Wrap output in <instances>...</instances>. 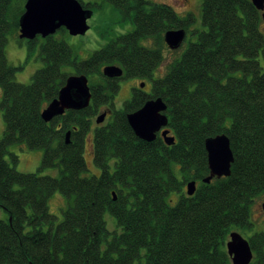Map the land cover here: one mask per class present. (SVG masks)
<instances>
[{"label":"trees","instance_id":"16d2710c","mask_svg":"<svg viewBox=\"0 0 264 264\" xmlns=\"http://www.w3.org/2000/svg\"><path fill=\"white\" fill-rule=\"evenodd\" d=\"M78 1L89 11L97 5ZM103 1L134 28L78 60L55 36L64 28L46 38L20 39L26 0H0V209L5 213L0 264H231L225 248L229 233L251 228L250 207L264 194L259 11L250 0H202L205 29L194 31L195 40L154 79L163 61L164 33H187L191 17L151 0ZM9 35L26 41L29 49L39 44L44 65L29 84L15 81L21 67L7 61ZM145 40L154 47L141 44ZM112 64L122 68L120 78L103 76L102 68ZM69 67L72 71H65ZM72 75L87 77L89 105L45 122L42 111ZM127 78L149 81L150 90L132 89L122 111H115L119 81ZM155 98L166 105L167 126L175 138L171 146L159 137L140 140L127 122L128 113ZM107 107L112 115L96 125L99 109ZM220 134L227 136L233 156L230 175L205 184L204 141ZM89 136L99 174L84 176ZM15 144L43 151L36 172L16 170L18 157L8 151ZM53 168L57 177L40 173ZM192 180L196 190L187 196L184 187ZM57 191L68 199L60 221L48 208ZM171 194L177 196L174 205L168 202ZM107 213L114 222L111 230ZM245 239L253 253L250 264H264V232Z\"/></svg>","mask_w":264,"mask_h":264},{"label":"water","instance_id":"95a60500","mask_svg":"<svg viewBox=\"0 0 264 264\" xmlns=\"http://www.w3.org/2000/svg\"><path fill=\"white\" fill-rule=\"evenodd\" d=\"M258 11L264 10V0H250ZM91 16L89 10L83 9L78 0H26L24 12L19 18V38L33 40L37 36L46 38L64 28L70 35H83L88 30L87 19ZM264 22V13H262ZM185 39L182 29L168 30L164 33V42L171 50L180 47ZM103 76L119 78L123 70L116 65H106L102 68ZM144 83L140 84V88ZM91 100L88 79L84 75L69 76L60 88L56 99L51 101L42 111L41 117L49 122L67 110H80L89 105ZM166 105L161 98L149 99L144 105L126 115L127 122L134 135L145 142H152L156 133L167 126L168 119L164 113ZM106 112L95 118V123L104 122ZM68 133L66 134V138ZM161 137L167 146L174 144L175 138L164 129ZM207 155L208 176L202 179L205 184L212 179L225 178L230 175V165L233 156L229 140L225 134L207 138L204 141ZM187 196H192L196 190V181L192 180L186 185ZM226 254L231 264H250L253 253L247 239L238 232H230L225 243Z\"/></svg>","mask_w":264,"mask_h":264},{"label":"rangeland","instance_id":"374dc122","mask_svg":"<svg viewBox=\"0 0 264 264\" xmlns=\"http://www.w3.org/2000/svg\"><path fill=\"white\" fill-rule=\"evenodd\" d=\"M83 3L97 4L90 9L91 16L87 19L88 30L83 35H70L67 31L57 32L56 38L63 39L73 50L75 58L78 60L86 59L93 51H96L104 47L109 41L119 35L131 32L134 28L130 19H126L123 15L110 3L103 0H81ZM153 2L165 3L171 6L174 11L180 17L190 16L191 21L188 24V31L186 33L185 40L182 42L179 48L171 50L166 44L161 47V53L163 55V61L153 75V78L163 76L169 66L180 57L182 52L186 49L190 41L195 40V35L192 36L194 31L198 32L205 27L202 25L201 20V2L202 0H151ZM260 17V30L264 34V23L262 19L263 11H259ZM40 40V39H39ZM39 42V41H38ZM141 44L147 47H154L152 40L141 41ZM39 44L37 43L33 49H29L26 41H20L14 35L8 36V41L5 46V55L7 61L12 66H20L15 74V81L22 84H29L35 71L40 69L44 62L39 56ZM259 62L262 70L264 71V56H259ZM116 65V64H114ZM65 71H72V69L66 68ZM140 83H144L143 90L149 92L151 83L149 81L139 78H127L119 81V90L115 96L114 103L115 108L118 110L119 106L131 96L132 89L139 88ZM1 100V90H0ZM4 130V122L2 118V112L0 110V138ZM90 135V134H89ZM10 153L15 154L18 157V162L15 168L21 173H33L38 170L43 156L42 150H27L22 145H12L8 148ZM87 171L84 176L98 175L99 169L96 168L92 161V143L91 136L88 137L85 145V151L83 154ZM8 160L9 157L7 156ZM41 175H48L52 177L58 176L57 169H45L42 170ZM186 188L184 187V190ZM177 201V196L171 194L168 202L170 205H174ZM68 199L60 192H54L48 200L49 212L56 216L60 221L62 219L61 211L67 207ZM0 218H5V213L0 209ZM108 229H113L114 222L112 217L107 213L105 214ZM250 229L233 228L232 232H238L243 237L247 238L255 233L264 232V194H260L252 203L250 207Z\"/></svg>","mask_w":264,"mask_h":264},{"label":"flooded vegetation","instance_id":"af4514ba","mask_svg":"<svg viewBox=\"0 0 264 264\" xmlns=\"http://www.w3.org/2000/svg\"><path fill=\"white\" fill-rule=\"evenodd\" d=\"M263 13H264V10H263ZM137 89H140V88H137ZM142 90H143V88H142ZM115 111H117V109L115 108V104H114V108H113ZM122 109H123V103L119 106V112L120 111H122ZM99 112L100 113H104V112H106V116H105V119H107L108 118V116H111L112 115V113H113V110L112 109H110V108H101V109H99ZM98 112V113H99ZM131 113V112H130ZM105 121V120H104ZM164 129H168L169 130V135H171L170 134V129L168 128V126H166V127H163V128H161L157 133H156V137H159V138H161L162 139V137H161V132L164 130ZM196 186H197V183H196Z\"/></svg>","mask_w":264,"mask_h":264}]
</instances>
